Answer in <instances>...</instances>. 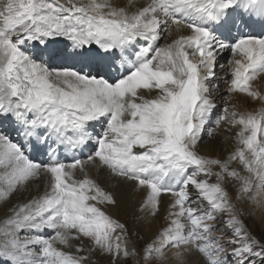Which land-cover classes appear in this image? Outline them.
<instances>
[{
	"label": "snow or ice",
	"instance_id": "1",
	"mask_svg": "<svg viewBox=\"0 0 264 264\" xmlns=\"http://www.w3.org/2000/svg\"><path fill=\"white\" fill-rule=\"evenodd\" d=\"M239 2L0 0V264H264V235L244 219L245 205L264 208V107L223 109L216 123L239 129L227 156L199 147L223 51L234 54L227 92L264 105V38L227 43L211 27ZM244 9L264 18V0ZM173 29L191 34L161 46ZM64 147L89 154L65 163ZM42 151L48 161L32 158ZM91 166L144 191L149 227L163 221L142 247Z\"/></svg>",
	"mask_w": 264,
	"mask_h": 264
},
{
	"label": "bare ground",
	"instance_id": "2",
	"mask_svg": "<svg viewBox=\"0 0 264 264\" xmlns=\"http://www.w3.org/2000/svg\"><path fill=\"white\" fill-rule=\"evenodd\" d=\"M113 2L115 4H117L118 6H126L128 4V0H113ZM147 2H148V0H139L137 7L140 4H146ZM244 4H245V0H240L239 4L236 7L228 10L229 15L226 17V19L223 22H221L220 24H214V26H217V29H218L217 33H219L220 35L228 34L229 38H226V39L232 40L236 36H238V38L240 35L243 36V32L245 31V28L247 27L249 29L250 36L256 37L258 39L264 38V18H261L258 15H252V14L248 13L247 11H245ZM130 10H135V9L133 8ZM239 17L240 18L242 17V20H244V22H246V24L242 23V25L239 27V29L237 31L234 29L233 24L239 23V21H240ZM249 24H250V26L253 25L252 31L250 29ZM212 28H214V27H212ZM188 34H191L190 30H188V29H183L179 33H177L174 30L173 35L167 39L166 43H170L172 39L177 38L179 35H188ZM57 39H58V42L61 44L67 42L65 40V38H57ZM65 66H71V63L69 62L68 64H65ZM256 87H259L262 91H264V74H262L260 77H258V79L256 81ZM241 96H243V95L241 94ZM215 97H216V93L213 92L212 93V99L214 101L216 100L215 104L217 107V104L220 102H218V99H215ZM256 102L261 104L258 101H256ZM234 104L236 106L238 105L236 102ZM226 107L229 108L228 106H225V108ZM237 108H238V106H237ZM255 108L257 110L256 105H255ZM229 109L231 110V108H229ZM215 112H216V108H215L214 112L212 113V116L209 119L208 123H206L202 135L207 134L208 135L207 137H209V135L212 133L213 129H210V128L213 125H211V124H213V123L216 124V119H217V116H216L217 113H215ZM214 117H215V119H214ZM238 130H239L238 128L235 129V131L228 130V125L225 122H222L220 124L219 129L216 130V133L214 132L215 137L211 141L212 142V148H211V150L208 151V155H216V153L219 149V145L221 144V140H224L225 141L224 146L226 147L225 148L226 151H225V154L220 153V157L222 158V157L227 156L236 146L235 145V133ZM95 131L96 132L101 131V128L99 125L96 126ZM216 134L220 136V140L218 139V136ZM53 147H55V145H53ZM199 147H200L201 152L204 153L203 146L200 144ZM220 149H221V147H220ZM29 151H31V150H29ZM88 154H89V152H83L81 155V158L82 159L85 158ZM50 156H51V152H49L48 155H45L43 153V151L40 153H33L32 154V158L35 159L37 162H46L49 160ZM56 158L60 159L62 162H65V163H71L73 161V159H69L68 161H65V159L63 157H60V156L59 157L57 156ZM89 175L93 179H95L97 181V183H99L101 185V187L105 188V190L114 192L117 195V197L119 198V200L121 202L120 206L119 207H107V211L109 213H111V212L113 213V218H118L122 223L127 224V226L129 227V229L131 231L132 236L133 237L136 236V241H135L136 244H140V241H142L140 238L143 235L142 233H144L143 229L145 226H148V229H149V232H148L149 235L147 234V236L151 237L154 235L156 228L159 227L163 221L158 220L155 223H153L151 227H149V224L152 223L150 221V219L145 218L143 216V214L138 212L139 202L142 199H144V197H145L144 191L134 192L132 190V183L131 182H126L123 180V178L111 174L109 172V170H107L106 168H104L102 166L99 168H97L95 166H91L89 168ZM43 187H44L43 184H41L39 187V192L43 191ZM37 194H38V190L34 186L30 189V191L26 194V196L28 198H31L32 196H35ZM194 196L195 195L193 193H191V197L194 198ZM162 201H163V207L166 209L169 206L170 198L168 196H164V197H162ZM133 213L139 215L137 218L136 224L134 226L131 223H129V221H128L129 218L131 221L134 220V216H132ZM0 215L4 216V210L3 209H0ZM134 240H135V238H134Z\"/></svg>",
	"mask_w": 264,
	"mask_h": 264
},
{
	"label": "rangeland",
	"instance_id": "3",
	"mask_svg": "<svg viewBox=\"0 0 264 264\" xmlns=\"http://www.w3.org/2000/svg\"><path fill=\"white\" fill-rule=\"evenodd\" d=\"M85 2H86V0H85ZM239 20H240L239 22H241L242 17L241 18L239 17ZM241 25H242V23L239 25L233 24V27L235 30L238 31V29ZM211 27H214L212 29L216 33V35L219 36L221 39H224L227 43H233L240 38V36H239V38H238V36H236L232 40L226 39V38H229L228 34L220 35L219 33H217V31H218L217 26L211 25ZM174 30L175 29H173V31ZM245 31L249 33V29L247 27L245 28ZM166 41L167 40L160 41L161 46L163 45V43L165 44ZM233 58H234V54L230 50L223 51L218 56L217 66L215 68V74L217 76L215 75V78L210 82L213 85L219 86L218 90L213 91L216 93L215 99H218V102H220L217 104V107H216L215 113H217L216 114L217 117L222 116L224 114L223 109L225 108V106L232 108V105L235 102L238 104L237 106H238V109L240 108L239 110H248V111L256 110V108H255V105H256V107H257L256 111H259L262 107H264L262 104H259L256 101H252L249 98L245 97L244 95L241 96V94H229L227 92L228 84L225 83V80H228L229 82L231 80L230 69L232 66L231 61L233 60ZM254 86H256V81L254 82ZM214 119H215V117H214ZM222 122L223 121H221L219 124H217V123L211 124L213 126L210 129H213V131L209 135V137H207L208 136L207 134H203L204 136L202 135L201 145L203 146V150H204V153L206 155H208V151L211 150V148H212V142L211 141L215 137L216 130L219 129L220 124ZM235 129H237V128H232L231 131H235ZM217 136H218V139L220 140V136L219 135H217ZM224 143H225V141L221 140V144H220L221 146L219 145V149H218L216 155H208V156L220 157V153L225 154V151H226L225 148L226 147L224 146ZM220 147H221V149H220ZM190 171H192V169H190ZM189 192H190V194L193 193L195 195L194 198H192V200L190 201L191 203H193V206H195L196 203H199L202 207H207L206 202L204 203V201L200 198L197 190H195L194 188H192L190 186ZM244 207L246 209V211L244 212V219H245L246 224L249 226V228L257 236L264 235V224H262V221H264V208H257V207L252 206L251 204L245 205ZM109 214L113 216L112 212ZM132 216H134V220L131 221L129 218L128 221H129V223H131L134 226L136 224V221H137V218L139 215L133 213ZM0 218H3V215H0ZM143 230H144V233H142L143 234L142 235L143 240L140 241V244H136V246L138 248L142 247L143 243L150 238L147 236V234L149 235L148 226H145ZM134 238L136 241V236ZM92 259L96 262V264H108V257L104 256V255L93 256ZM127 264H133V260L130 258L128 260Z\"/></svg>",
	"mask_w": 264,
	"mask_h": 264
}]
</instances>
